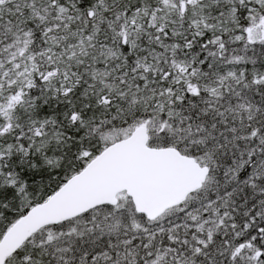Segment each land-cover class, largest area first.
<instances>
[{
    "label": "snow or ice",
    "instance_id": "obj_1",
    "mask_svg": "<svg viewBox=\"0 0 264 264\" xmlns=\"http://www.w3.org/2000/svg\"><path fill=\"white\" fill-rule=\"evenodd\" d=\"M0 264H264V0H0Z\"/></svg>",
    "mask_w": 264,
    "mask_h": 264
}]
</instances>
